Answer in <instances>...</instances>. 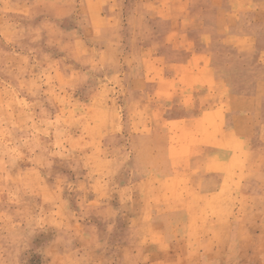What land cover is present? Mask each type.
Listing matches in <instances>:
<instances>
[{"label": "rangeland", "instance_id": "374dc122", "mask_svg": "<svg viewBox=\"0 0 264 264\" xmlns=\"http://www.w3.org/2000/svg\"><path fill=\"white\" fill-rule=\"evenodd\" d=\"M205 47L251 167L159 232L109 196L134 177L119 131L138 83L172 97ZM0 264H264V0H0Z\"/></svg>", "mask_w": 264, "mask_h": 264}, {"label": "crops", "instance_id": "0c3cea01", "mask_svg": "<svg viewBox=\"0 0 264 264\" xmlns=\"http://www.w3.org/2000/svg\"><path fill=\"white\" fill-rule=\"evenodd\" d=\"M210 52L189 49L182 64L172 65L176 82L184 71L190 73L172 97L158 95L157 81L145 88L138 83L128 102V120L120 127L124 143L118 147V162L120 168L132 169L134 177H119L109 196L118 200L120 210L121 200H133L134 215L146 217L144 225L159 232L171 224L180 230V220L171 223L166 217L180 219L189 208H198L195 201L236 191L240 176L243 183L251 167L249 113L241 111L236 92L224 93L226 81L217 70L205 61L193 63L195 55Z\"/></svg>", "mask_w": 264, "mask_h": 264}]
</instances>
